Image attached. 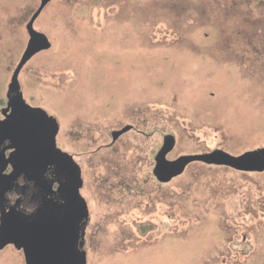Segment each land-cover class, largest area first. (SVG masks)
I'll return each instance as SVG.
<instances>
[{
	"label": "rangeland",
	"instance_id": "374dc122",
	"mask_svg": "<svg viewBox=\"0 0 264 264\" xmlns=\"http://www.w3.org/2000/svg\"><path fill=\"white\" fill-rule=\"evenodd\" d=\"M40 3L0 0V100ZM34 29L52 46L20 81L81 165L87 264H264V171L153 173L167 135L170 160L264 148V0H52Z\"/></svg>",
	"mask_w": 264,
	"mask_h": 264
},
{
	"label": "flooded vegetation",
	"instance_id": "af4514ba",
	"mask_svg": "<svg viewBox=\"0 0 264 264\" xmlns=\"http://www.w3.org/2000/svg\"><path fill=\"white\" fill-rule=\"evenodd\" d=\"M29 41L30 35L28 44ZM15 70L7 85L5 98L0 100V246L5 243L0 250L12 247L25 256L24 246L29 235L42 237L43 241L40 240L44 243H65L68 241V225L74 234H81L79 241H84L89 208L82 194L84 179L81 165L59 142L61 123L44 105H31L26 101L20 73L18 86L11 87ZM68 156L76 164L75 170L68 166ZM49 165H55L52 180L43 176ZM21 172L34 179L39 189L41 204L32 216H25L16 208L9 209L3 201V192L12 187ZM85 213L88 217H84ZM75 249H81L79 243Z\"/></svg>",
	"mask_w": 264,
	"mask_h": 264
},
{
	"label": "water",
	"instance_id": "95a60500",
	"mask_svg": "<svg viewBox=\"0 0 264 264\" xmlns=\"http://www.w3.org/2000/svg\"><path fill=\"white\" fill-rule=\"evenodd\" d=\"M50 1L52 0H41L39 8L29 22L28 31L30 41L22 60L14 72L11 87L18 86L17 81L19 73L27 61L36 53L51 47L48 37L34 29L36 19ZM131 128V126H126L119 131H114L112 133L113 140H116ZM175 144L176 138L173 135L165 136L163 145L155 157L153 172L159 182H170L175 177L181 175L189 164L197 161L213 165L228 166L238 171H264V148L247 151L239 156H233L224 150L216 149L207 154L182 155L176 159L170 160L168 159V154L174 149ZM68 164L70 168L75 170L76 164L69 156ZM84 217H88V214L85 213ZM80 237V233H73V229L70 225H68V241L65 243H55L53 241L44 243L42 242V237L38 236L36 238L29 235L24 246L27 264H87V253L86 250L83 249L84 241H79ZM77 243H79L81 249H75ZM3 245H5V243L0 247H3Z\"/></svg>",
	"mask_w": 264,
	"mask_h": 264
},
{
	"label": "clouds",
	"instance_id": "9594fccd",
	"mask_svg": "<svg viewBox=\"0 0 264 264\" xmlns=\"http://www.w3.org/2000/svg\"><path fill=\"white\" fill-rule=\"evenodd\" d=\"M43 176L46 180L54 179L55 165H49ZM38 192L36 181L29 179L25 173L21 172L16 176L12 187L3 192V201L6 202L9 209L16 208L25 216H32L41 204ZM18 201L19 203H17Z\"/></svg>",
	"mask_w": 264,
	"mask_h": 264
}]
</instances>
